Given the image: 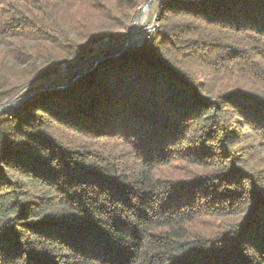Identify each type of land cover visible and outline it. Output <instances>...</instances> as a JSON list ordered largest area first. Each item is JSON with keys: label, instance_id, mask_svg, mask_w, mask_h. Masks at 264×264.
I'll use <instances>...</instances> for the list:
<instances>
[{"label": "trees", "instance_id": "16d2710c", "mask_svg": "<svg viewBox=\"0 0 264 264\" xmlns=\"http://www.w3.org/2000/svg\"><path fill=\"white\" fill-rule=\"evenodd\" d=\"M148 1L0 0V264H264V0H163L42 84Z\"/></svg>", "mask_w": 264, "mask_h": 264}, {"label": "rangeland", "instance_id": "374dc122", "mask_svg": "<svg viewBox=\"0 0 264 264\" xmlns=\"http://www.w3.org/2000/svg\"><path fill=\"white\" fill-rule=\"evenodd\" d=\"M146 3H144L140 7L141 12L144 9V5ZM160 3L161 2L154 3L152 5V7L150 8V10H148L142 14L141 22L138 26V31L136 33V37L131 41V43L139 44L145 39L149 40V38L153 35V33H154L153 27L155 26V23H158L156 15L160 10V7H161ZM137 17H136V19H137ZM136 19H135V21H136ZM135 21H134V23H135ZM159 28H160V26H159ZM158 31H159V29L157 30V33H158ZM157 33H155V34L157 35ZM156 35H154V37H156ZM123 44H124V41L115 42V41H111V40L106 39L103 42H101L100 44H98L96 46L95 50L87 55V59L85 61L81 62L80 64H78L73 70H71V71L65 70L64 67H62V71L58 75L54 76L53 78H51L49 80L43 81L42 84H44L46 87H50L52 85H61L65 82L69 81L72 78V75L75 71H81L83 69H87L92 63L97 61L99 58L103 57V55L105 53L111 52L114 49H116L117 47L123 46ZM23 91H24V89H22L19 92V94L22 93ZM16 98L17 97H14L13 100L15 101Z\"/></svg>", "mask_w": 264, "mask_h": 264}, {"label": "water", "instance_id": "95a60500", "mask_svg": "<svg viewBox=\"0 0 264 264\" xmlns=\"http://www.w3.org/2000/svg\"><path fill=\"white\" fill-rule=\"evenodd\" d=\"M161 1H163V0H150V1H148V2L144 5V9H143L142 12L138 15V17H137V19H136V21H135V23H134V25H133V27H132V29H131V32H130V33L125 37V39H124V44H123L122 50L120 51L119 54H117V55H115V56H118V55L122 54V52H124V51L129 47L131 41L136 37V33H137V31H138V26H139V24H140V22H141L142 14H143L144 12L150 10V8L152 7V5H153L154 3H156V2H161ZM102 58H104V57H101V58H99L97 61H95V64H97ZM84 73H85V72H84ZM78 77H80V75H78L74 80H76ZM22 101H23V99L20 100V101L15 102V101L13 100V98H12V99H10V100L4 102L3 104L0 105V114H1L2 112L8 111V110H9L10 108H12V107H17Z\"/></svg>", "mask_w": 264, "mask_h": 264}, {"label": "built area", "instance_id": "2783aa9c", "mask_svg": "<svg viewBox=\"0 0 264 264\" xmlns=\"http://www.w3.org/2000/svg\"><path fill=\"white\" fill-rule=\"evenodd\" d=\"M158 14V13H157ZM157 16V15H156ZM159 29V23H155V26L153 27V35L149 38V42H151L155 37L154 35H156L155 33H157V30Z\"/></svg>", "mask_w": 264, "mask_h": 264}]
</instances>
